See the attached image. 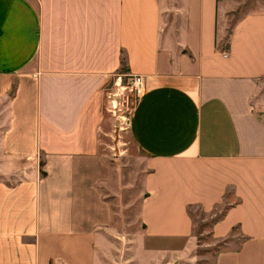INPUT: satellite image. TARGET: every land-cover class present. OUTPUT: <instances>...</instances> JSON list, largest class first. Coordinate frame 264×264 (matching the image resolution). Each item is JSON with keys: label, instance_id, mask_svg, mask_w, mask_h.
Wrapping results in <instances>:
<instances>
[{"label": "crops", "instance_id": "obj_1", "mask_svg": "<svg viewBox=\"0 0 264 264\" xmlns=\"http://www.w3.org/2000/svg\"><path fill=\"white\" fill-rule=\"evenodd\" d=\"M226 3L0 0V264H97L111 172L91 117L116 73L145 82L142 237L187 254L190 208L227 204L208 234L241 240L211 264H264V8L219 47Z\"/></svg>", "mask_w": 264, "mask_h": 264}, {"label": "rangeland", "instance_id": "obj_2", "mask_svg": "<svg viewBox=\"0 0 264 264\" xmlns=\"http://www.w3.org/2000/svg\"><path fill=\"white\" fill-rule=\"evenodd\" d=\"M263 8L264 0H227V33L219 47L226 44L234 22L252 10ZM129 79L123 73L110 76L91 117V123L96 126L98 148L111 172L109 183L103 185V194L110 204L112 219L107 229H102L97 264H211L217 251L234 248L241 240L237 228L226 240L215 241L208 234L211 221L227 204L209 212L198 206L190 208L197 246L187 254L177 251L181 240L156 241L141 235L139 204L146 159L129 134V118L137 101Z\"/></svg>", "mask_w": 264, "mask_h": 264}, {"label": "built area", "instance_id": "obj_3", "mask_svg": "<svg viewBox=\"0 0 264 264\" xmlns=\"http://www.w3.org/2000/svg\"><path fill=\"white\" fill-rule=\"evenodd\" d=\"M131 89L134 91L137 99L144 92L145 82L143 76L134 74L130 76Z\"/></svg>", "mask_w": 264, "mask_h": 264}, {"label": "trees", "instance_id": "obj_4", "mask_svg": "<svg viewBox=\"0 0 264 264\" xmlns=\"http://www.w3.org/2000/svg\"><path fill=\"white\" fill-rule=\"evenodd\" d=\"M189 213H190V210H189ZM221 216V214L220 215H218L217 217H215L212 221H211V223H213L217 218H219Z\"/></svg>", "mask_w": 264, "mask_h": 264}]
</instances>
